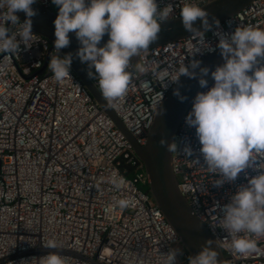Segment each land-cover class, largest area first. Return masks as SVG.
<instances>
[{
	"label": "built area",
	"instance_id": "1",
	"mask_svg": "<svg viewBox=\"0 0 264 264\" xmlns=\"http://www.w3.org/2000/svg\"><path fill=\"white\" fill-rule=\"evenodd\" d=\"M37 1L57 15L51 0ZM212 1L162 0L161 6L173 4L170 21L179 18L185 3L202 7ZM4 16L6 10L0 12V18ZM237 26L264 28V0L253 1L220 23V31L231 33ZM10 28L20 47L0 52V264H41L48 252L59 253L65 264H163L162 254L181 243L142 189L148 177L132 145L72 68L70 78H53L49 59L62 52L35 31L26 48L19 36L22 24ZM215 32L206 34L213 48L218 42ZM196 50L197 42L188 37L141 52L137 57L147 64L145 73L136 71L131 60L128 91L109 108L140 146L176 85L168 80L191 59L202 60L219 49ZM82 66L87 74V66ZM159 72H167L164 80L158 79ZM89 79L99 91L98 79ZM185 117L176 141L181 148L190 145L193 154L173 153L180 192L229 255L226 264H264V236L252 237L259 251L243 256L232 250L230 236L221 228L222 206L261 169L248 167L236 180L215 186L221 177L208 171L195 129L186 125ZM256 164L264 165V157H257ZM113 175L123 179L119 188L110 183ZM114 198H127L130 204L106 214ZM49 239H55L58 248H45ZM178 264H188L184 253Z\"/></svg>",
	"mask_w": 264,
	"mask_h": 264
},
{
	"label": "clouds",
	"instance_id": "2",
	"mask_svg": "<svg viewBox=\"0 0 264 264\" xmlns=\"http://www.w3.org/2000/svg\"><path fill=\"white\" fill-rule=\"evenodd\" d=\"M37 0H0V52L11 53L20 47L10 26L21 23L20 40L27 43L32 39V17L37 14L33 5ZM58 8L54 24L53 47L57 53L70 46V33H74L79 47L73 52L51 56L48 68L57 82L71 77L74 58L88 69L89 78L98 79L99 91L108 107L124 97L128 91L132 73L129 71L133 57L145 52L159 38L162 25L174 11L173 4L162 0H51ZM23 12L26 19L21 22L17 13ZM185 31L197 42L196 53L219 49L224 63L211 70L201 67L199 59H191L179 68V75L168 83L180 85V78H198L201 88L193 98L191 110L185 117L188 127L194 128L201 145L207 169L221 177L214 181L220 187L234 181L248 167L261 169L258 175L248 180L247 186H239L230 202L223 205L221 228L230 236L231 248L239 255L249 256L259 251L258 241L252 237L264 236V165H257V157H264V28L237 26L231 33L220 31L218 18H211L205 8L198 4L185 3L179 12ZM199 20V26L196 22ZM5 21L7 23H5ZM216 30L218 42L215 48L207 40V33ZM107 34L108 40L100 46ZM135 70L145 73L146 63H136ZM198 70V71H197ZM211 75L214 83L208 87L206 77ZM167 72H159L158 79L164 80ZM173 95L183 102L187 97L178 86ZM167 151H182L186 156L193 154L190 145L162 137L159 141ZM123 179L113 175L110 183L119 188ZM127 198H114V203L105 208V213L127 208ZM243 234V235H242ZM251 234V235H249ZM207 240L201 250L188 257V264H219L218 252ZM55 239H49L44 247L58 248ZM183 250L170 248L163 264H178ZM41 264H65L57 252H48Z\"/></svg>",
	"mask_w": 264,
	"mask_h": 264
},
{
	"label": "water",
	"instance_id": "3",
	"mask_svg": "<svg viewBox=\"0 0 264 264\" xmlns=\"http://www.w3.org/2000/svg\"><path fill=\"white\" fill-rule=\"evenodd\" d=\"M253 1L255 0H214L202 6V8L208 11L210 20L211 18H218L220 23H222L246 9ZM33 8L37 10V14L32 17V30L47 39L53 47V41L55 39L53 21L57 15L43 8L38 1L33 5ZM17 15L20 21L24 22L26 19L25 14L23 12H18ZM199 23L198 20L196 25L199 26ZM70 37V46L62 49V54L68 52L75 53L79 47L74 33H70ZM188 37H190V33L185 31L180 18L172 19L163 23L159 38L149 46L148 50ZM107 40L108 36L105 34L100 42V46H103ZM200 61L201 67L207 66L210 71L214 70L216 66L224 63V59L219 50ZM71 68L88 89L91 96L101 108L105 109L106 114L113 120L118 130L123 133L132 145L148 177L147 193L178 236L183 253L187 257L195 255L201 250L205 242L211 239L213 241L212 247L218 252L217 259L219 264H226L229 255L222 249L216 239L209 233L206 226L193 213L188 200L179 190L178 180L172 164L173 153L168 152L166 147L159 143L162 137L166 138L169 143L173 140L176 141L182 120L191 107L193 98L198 92L203 90L198 83V78L183 76L180 80V85L176 84L168 93L166 100L156 114L145 145L140 146L112 109L107 106L100 92L87 76L78 58H74ZM44 70L45 67L39 74H42ZM206 78L209 81L208 85L214 82L210 73ZM178 86L180 87L181 94L187 97L183 102H181L177 96L173 95V90Z\"/></svg>",
	"mask_w": 264,
	"mask_h": 264
},
{
	"label": "rangeland",
	"instance_id": "4",
	"mask_svg": "<svg viewBox=\"0 0 264 264\" xmlns=\"http://www.w3.org/2000/svg\"><path fill=\"white\" fill-rule=\"evenodd\" d=\"M132 60H133L134 65L136 63H138V57L137 56L133 57ZM178 248L182 249L181 246H179Z\"/></svg>",
	"mask_w": 264,
	"mask_h": 264
},
{
	"label": "trees",
	"instance_id": "5",
	"mask_svg": "<svg viewBox=\"0 0 264 264\" xmlns=\"http://www.w3.org/2000/svg\"><path fill=\"white\" fill-rule=\"evenodd\" d=\"M132 175H128V177L130 178ZM142 189L147 193V186L142 187Z\"/></svg>",
	"mask_w": 264,
	"mask_h": 264
}]
</instances>
